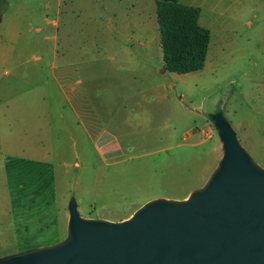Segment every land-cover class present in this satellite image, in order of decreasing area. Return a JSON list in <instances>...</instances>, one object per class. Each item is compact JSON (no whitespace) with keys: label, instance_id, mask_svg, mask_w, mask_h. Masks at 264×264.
Listing matches in <instances>:
<instances>
[{"label":"rangeland","instance_id":"rangeland-1","mask_svg":"<svg viewBox=\"0 0 264 264\" xmlns=\"http://www.w3.org/2000/svg\"><path fill=\"white\" fill-rule=\"evenodd\" d=\"M180 1L210 32L184 74L155 0H0V259L66 240L71 200L121 221L187 198L223 156L218 111L264 168V0Z\"/></svg>","mask_w":264,"mask_h":264},{"label":"water","instance_id":"water-1","mask_svg":"<svg viewBox=\"0 0 264 264\" xmlns=\"http://www.w3.org/2000/svg\"><path fill=\"white\" fill-rule=\"evenodd\" d=\"M223 156L181 200L155 198L129 218H85L69 203L68 238L0 264H264V168L218 111Z\"/></svg>","mask_w":264,"mask_h":264},{"label":"trees","instance_id":"trees-1","mask_svg":"<svg viewBox=\"0 0 264 264\" xmlns=\"http://www.w3.org/2000/svg\"><path fill=\"white\" fill-rule=\"evenodd\" d=\"M165 69L179 74L203 68L209 30L200 25V7L180 0H155Z\"/></svg>","mask_w":264,"mask_h":264},{"label":"crops","instance_id":"crops-1","mask_svg":"<svg viewBox=\"0 0 264 264\" xmlns=\"http://www.w3.org/2000/svg\"><path fill=\"white\" fill-rule=\"evenodd\" d=\"M114 31H118V28H115ZM162 55H163V51H162ZM70 102H71V100H70ZM7 135H9V134H7Z\"/></svg>","mask_w":264,"mask_h":264}]
</instances>
